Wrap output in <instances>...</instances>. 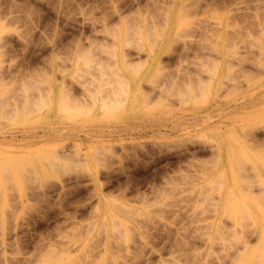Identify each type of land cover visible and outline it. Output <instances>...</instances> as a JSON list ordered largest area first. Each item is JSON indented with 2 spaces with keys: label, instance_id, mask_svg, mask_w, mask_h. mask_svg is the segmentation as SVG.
Wrapping results in <instances>:
<instances>
[{
  "label": "rangeland",
  "instance_id": "rangeland-1",
  "mask_svg": "<svg viewBox=\"0 0 264 264\" xmlns=\"http://www.w3.org/2000/svg\"><path fill=\"white\" fill-rule=\"evenodd\" d=\"M169 1L0 0V140L5 141H0V154L23 160L20 164L11 161L12 166L15 163L18 167L15 173L21 183L12 177L13 169L12 176L9 174L12 179L7 177L12 172L10 168L2 171L5 178L1 175L0 247L10 259L9 264H264V254L260 256V250L258 253L255 249L259 244L255 232L246 234L249 244L243 249L241 240L246 238V229L255 230L250 226L253 219L240 210H232L229 197H233V192L227 193L228 187L223 179L220 185L218 176L221 153L210 148L220 137L230 139L234 161L230 160L232 163L229 161L230 166L224 171L231 174L232 190L245 193L244 186L255 179L242 176L251 168L258 171L257 167L264 165V139L254 146L249 141L254 133H264V105L246 104L206 126H197L192 119L216 107L248 102L262 93L264 0ZM173 4L176 9L182 8L185 18L161 47L165 37L156 36L161 19L158 16ZM147 48L159 55L161 66L149 68L133 82L131 97L124 98L126 111L122 106L117 108L119 111L95 110L90 100L92 110L79 116L73 114L74 118L71 114L72 117L66 114L63 118L54 114L55 118L48 110H34V105V112L27 115L32 109L26 103L38 100L42 90L46 93L49 89L52 97L67 98L70 103L88 97L90 91L98 93L96 86L100 83L110 86L105 82L110 75L114 78L110 81L115 80L116 73L108 70L123 66L129 58L132 64L139 63L146 58ZM109 63L111 69H106ZM100 64L106 69L102 74L104 67ZM41 84L45 86L42 88ZM6 104H13L15 111ZM15 108L20 109L19 113ZM46 123L66 130L61 129L60 136L39 140L26 142L18 136L19 140L8 141L11 131L20 134ZM161 124L171 128L152 130ZM122 145L129 148L130 155L125 154ZM78 149L88 157V162H83L88 164L84 165L94 168L96 163L100 168L96 182L83 168L86 166L73 162ZM63 151L69 158L60 159L61 162L57 157ZM54 160L59 163L58 169ZM46 161L54 166L45 167ZM24 162L25 166H34L31 172L28 168L29 173L37 171L34 177L39 173L42 178L38 174V179L29 178L28 182V173L24 174L27 168L21 169ZM77 170L83 171L81 177L75 176ZM105 174L110 175L109 179ZM30 179L35 190L30 187ZM15 180L21 184L19 188ZM97 184H101L99 188ZM262 191L256 194L261 209L256 212H261L263 221L258 219L264 223ZM225 192L230 194L225 195L229 200L224 198ZM100 194L104 198L100 199ZM225 203L228 209H224ZM96 205L102 206V216L93 213ZM253 248L254 253L250 250ZM236 250L239 256L232 260L229 255L238 253ZM63 252L69 256H63ZM0 264L4 263L0 260Z\"/></svg>",
  "mask_w": 264,
  "mask_h": 264
},
{
  "label": "bare ground",
  "instance_id": "bare-ground-1",
  "mask_svg": "<svg viewBox=\"0 0 264 264\" xmlns=\"http://www.w3.org/2000/svg\"><path fill=\"white\" fill-rule=\"evenodd\" d=\"M171 1V0H170ZM169 1V2H170ZM208 1V0H207ZM249 2V1H248ZM2 3V2H1ZM205 3H207V2H205ZM241 3H243V2H241ZM202 4V3H201ZM210 4V3H209ZM171 5V4H170ZM170 5L167 3V6H169L170 7ZM206 5V4H205ZM212 6H213V4H212ZM169 7L168 8H164L163 10H164V12L163 11H161V12H163L162 14L160 13V16H158V17H160L161 19H160V21L159 22H157V25L158 26H156V27H158L157 28V34H156V36L158 35L159 37L160 36H162L163 35V37H165V40H164V43L161 45V47H163V45L165 44V42L167 41V40H170V38H171V36L177 31V30H179V26H180V24L184 21L183 19L185 18L184 16H182L183 14L182 13H184L183 12V10H181L182 8H177L176 9V7L174 6V4H173V6L169 9ZM175 7V8H174ZM214 7V6H213ZM222 7V6H221ZM243 7V6H242ZM212 8V7H211ZM262 8V7H261ZM10 9V8H9ZM210 10V9H209ZM237 10V9H236ZM182 11V12H181ZM212 11V10H211ZM260 11H261V9H260ZM204 12V11H203ZM213 12V11H212ZM216 13V12H215ZM242 13V12H241ZM185 15V14H184ZM256 15V14H255ZM258 15V14H257ZM157 17V18H158ZM248 17V16H247ZM254 19V18H253ZM257 19V18H256ZM255 19V20H256ZM243 20V19H242ZM249 20V19H248ZM247 20V21H248ZM255 20H253V21H255ZM260 20V19H259ZM263 20V19H262ZM257 23V22H256ZM154 24V23H153ZM247 24V23H246ZM254 24V23H253ZM252 24V25H253ZM258 24H260V22L258 23ZM258 24H257V27H260V26H258ZM261 24H262V22H261ZM243 25V24H242ZM240 26V25H239ZM255 26V25H254ZM152 27V26H151ZM155 27V28H156ZM140 28V27H139ZM214 28V27H213ZM242 28V27H241ZM249 28V27H248ZM262 28V27H261ZM153 29V28H152ZM138 30V29H137ZM253 30H254V28H253ZM259 30V29H258ZM257 30V31H258ZM135 32H136V29L134 30ZM133 31V32H134ZM207 31V30H206ZM209 31V30H208ZM263 31H264V29H263ZM155 32H156V30H155ZM205 32V31H204ZM215 32V31H214ZM149 33V32H148ZM207 33V32H206ZM127 34V33H126ZM130 34V33H129ZM203 34V33H202ZM240 34V33H239ZM247 34V33H246ZM252 34V33H251ZM134 35H135V33H134ZM138 35V34H137ZM141 35V34H140ZM150 35H152V34H150ZM254 35V34H253ZM154 36V35H153ZM157 36V37H158ZM263 36V35H262ZM136 37V36H135ZM155 37V36H154ZM138 39H139V37H138ZM136 40H137V38H136ZM253 40V39H252ZM262 40V39H261ZM138 43H139V41H138ZM137 43V44H138ZM141 43V42H140ZM183 43V42H182ZM185 43H187V42H185ZM184 43V44H185ZM262 43V42H261ZM136 46H137V44H136V42L134 43ZM186 45H188V44H186ZM255 45V44H254ZM140 46V45H139ZM141 46H142V44H141ZM182 46V45H181ZM150 47H151V45H150ZM153 47V46H152ZM151 47V48H152ZM185 47V46H184ZM183 47V48H184ZM139 48V47H138ZM137 48V49H138ZM143 48V47H142ZM181 48V47H180ZM200 48H202V47H200ZM148 50H146L147 52H146V58H143V60L142 61H138L139 63H137V64H132V60H131V58H129V59H126L125 60V63L126 64H122L123 66H118V65H115V67H114V69L112 68H110L111 67V65H110V63L108 64L109 66H106L107 68L106 69H111V70H108L110 73H111V71H112V73H116V75L114 76L115 77V80L114 81H110L111 79L110 78H113L112 77V75H110V73L109 74H107V75H110L108 78L109 79H107L105 82L106 83H109V85L111 86H108V87H105V85H104V79H106L107 78V75H106V77L103 79L102 78V76H100L99 77V81H100V79H101V82H102V80H103V85H104V87H103V85L100 83V85H98V86H96V88L98 89V90H96V91H99L98 93H94V94H90L91 93V91H90V93H87L88 94V97L86 96V98H83V99H81V97H80V100H76V101H74V102H72V100H71V102L72 103H70L69 101L70 100H66V99H63V98H59L57 95L56 96H54V97H52V95L50 94L51 92H49V89H47L46 90V88H45V90H46V93H45V91L44 90H42L43 92H41V94H40V96H39V98H37L38 100H34V101H32V100H29L28 101V99H27V97L29 98V96H28V94H26L27 95V97H26V101L25 102H27L28 101V103H26V105L29 107V109H32V110H30L29 112H30V115L29 114H27L28 116H31V112H34L33 111V108L34 107H36V109L37 108H40V110H44V111H46V110H48L49 111V113H52L53 115L55 114V115H57V117H60L61 118V116H62V118L63 117H65V115L66 114H68V115H73V114H78L77 116H79V113L81 114V115H83L82 113L84 112V114H86L87 112H90L91 110H92V108L90 107L89 108V105L91 106V104L89 103V101L91 100V101H93V105L92 106H94V109L95 110H97L96 108H98L99 110H102V111H110V110H112L113 109V111L114 110H116V111H119V110H117V108H119L120 106H122L123 107V110H125L126 111V109L124 108L125 106H123L124 104H126L125 103V99H126V97H131V95H132V91L130 90V89H132V87H131V85H133V82L136 80V79H139V77L140 76H144V74L145 73H147V71L149 70V68H151V67H153V66H157V67H159V66H161V61H160V59H159V55H156V53L154 52V50H152V49H150V48H147ZM188 49V48H187ZM139 50V49H138ZM183 50H185V49H183ZM202 50V49H201ZM109 51V50H108ZM107 51V52H108ZM104 52V51H103ZM138 52H140V50L139 51H137V53ZM183 52V51H182ZM201 52V51H200ZM199 52V53H200ZM102 53V52H101ZM186 53V52H185ZM107 54V53H106ZM112 54V53H111ZM140 54V53H139ZM182 54V53H181ZM124 55H125V53H124ZM138 55V54H137ZM98 56H100V55H98ZM97 56V57H98ZM126 57H127V55H125ZM109 59V58H108ZM134 60V59H133ZM152 60H154L155 62L153 63V61ZM173 61V60H172ZM98 62V61H97ZM163 62V61H162ZM155 64V65H154ZM101 66L103 65V64H100ZM113 65V64H112ZM126 65V66H125ZM159 65V66H158ZM100 66V68H102V67H104L102 70H104V71H102L101 72V74L103 73V72H105L106 71V69H105V66L103 65L102 67ZM164 66V65H163ZM162 66V67H163ZM92 67H94V66H92ZM113 67V66H112ZM121 67L124 69L123 70V72H122V70H121ZM156 67V68H157ZM28 68V67H27ZM99 68V67H98ZM99 68V69H100ZM101 70V69H100ZM200 70V69H199ZM11 71V70H10ZM253 71V70H252ZM12 72V71H11ZM25 72V71H24ZM27 72H29V71H27ZM100 72V71H99ZM193 73H195V72H193ZM200 73V72H199ZM100 74V75H101ZM196 74V73H195ZM118 75V76H117ZM201 75V74H200ZM199 75V76H200ZM116 76H117V78H116ZM195 76V75H194ZM198 76V77H199ZM22 77V76H21ZM203 77V76H202ZM25 78V77H24ZM98 78V77H97ZM191 78V77H190ZM195 78V77H194ZM1 79V78H0ZM39 79V78H38ZM91 79V78H90ZM114 79V78H113ZM197 79V78H196ZM199 79V78H198ZM4 80V79H3ZM183 80V79H182ZM96 81V80H95ZM98 81V80H97ZM96 81V82H97ZM193 81V80H192ZM202 81H203V79H202ZM16 82V81H15ZM29 82V81H28ZM94 82V81H93ZM114 82H117L116 84L117 85H113V83ZM204 82V81H203ZM76 83V82H75ZM95 83V82H94ZM179 83V82H178ZM30 84V83H29ZM63 84V83H62ZM61 84V85H62ZM97 84H98V82H97ZM175 84H176V82H175ZM194 84V83H193ZM197 84H200V81H199V83H197ZM33 85H34V83H33ZM33 85H32V88H33ZM42 85V88L45 86H43V84H41ZM87 85V84H86ZM101 85H102V87H101ZM113 85V86H112ZM190 85V84H189ZM30 86V85H29ZM93 86V85H92ZM181 86V85H180ZM35 87H37V85H35ZM75 87V86H74ZM87 87V86H86ZM151 87H152V84H151ZM191 87V86H190ZM38 88L40 89V91H41V87L40 86H38ZM38 88H35V89H37V91H38ZM48 88H50V87H48ZM194 88V87H193ZM263 88V87H262ZM31 89V88H30ZM53 89V88H52ZM51 89V90H52ZM65 89V88H64ZM67 89V88H66ZM257 89H259V88H257ZM90 90V89H89ZM143 90H145V89H143ZM172 90V89H171ZM178 90V89H177ZM191 90H193V89H191ZM33 91V90H32ZM31 91V92H32ZM36 91V92H37ZM40 91H39V93H40ZM56 91H58V90H56ZM59 91H60V89H59ZM58 91V92H59ZM93 91V90H92ZM95 91V92H96ZM173 91V90H172ZM176 91V90H175ZM194 91V90H193ZM28 92V91H27ZM27 92H25V93H27ZM30 92V93H31ZM33 92H35V91H33ZM33 92H32V94H33ZM61 92V91H60ZM62 92H63V89H62ZM61 92V93H62ZM89 92V91H88ZM177 92V91H176ZM178 92H179V90H178ZM85 93V92H84ZM151 93V92H150ZM13 94V93H12ZM19 94V93H18ZM44 94V95H43ZM103 94H104V96H103ZM156 94V93H155ZM31 95V94H30ZM39 95V94H38ZM82 95V94H81ZM90 95H92V96H90ZM145 95V94H144ZM36 96V95H35ZM69 96V95H68ZM67 96V97H68ZM85 96H83V97H85ZM143 96V95H142ZM156 96V95H155ZM15 97V96H14ZM32 97V96H31ZM251 97V96H250ZM17 98H19L18 96H17ZM65 98V97H64ZM125 98V99H124ZM148 98V97H147ZM11 99H12V97H11ZM14 99V98H13ZM16 99V98H15ZM31 99V98H30ZM71 99V98H70ZM247 99V98H246ZM8 100H10V99H8ZM17 100V99H16ZM39 100H41V101H39ZM124 100V101H123ZM2 101V100H1ZM0 101V102H1ZM13 101V100H12ZM40 103H39V102ZM147 101V100H146ZM240 101V100H239ZM264 88H263V90H262V93H260V96L257 94V97H255V98H252V99H250L248 102H245V101H242L241 103H239V102H237L236 101V103H234V104H230V105H228L227 107H216L215 109H212L211 111H208V112H206V114L205 115H201V116H197L196 115V117H193L192 119L194 120V124H196L197 126L198 125H200V126H206V125H208V124H210L209 122H213V121H215V120H217L218 118H221L224 114H230V113H232L234 110H236L237 108H240V107H243L244 108V106H247L246 104H248V106L249 105H256V103H258V102H260V103H263V105H264ZM4 102V101H3ZM7 102V101H6ZM16 102V101H15ZM15 102H13L14 104H16ZM17 102H18V100H17ZM21 102H22V99H21ZM29 102H30V104H29ZM218 102V101H217ZM19 104H20V102H18ZM132 103V102H131ZM18 104V105H19ZM216 104V103H215ZM4 105V104H3ZM7 105V107L9 106V105H11L10 103H9V105L8 104H6ZM6 105H5V107H6ZM22 104H20V106H21ZM34 105V106H33ZM262 105V106H263ZM31 106V107H30ZM32 106H33V108H32ZM39 106V107H38ZM132 106V105H131ZM217 106V105H216ZM12 108H14L13 107V104H12V106H11ZM10 106H9V108H11ZM16 107V106H15ZM19 107V106H18ZM28 107L26 108V109H28ZM122 107H120L121 109H122ZM11 108V109H12ZM17 108V107H16ZM15 108V109H16ZM20 108V107H19ZM3 109V108H2ZM2 109H0V112H1V110ZM25 109V108H24ZM28 109V110H29ZM94 109H93V111H94ZM120 109V111H122ZM257 109V108H256ZM28 110H23V111H25V112H28ZM34 110H35V108H34ZM239 110V109H238ZM12 111H15L14 109H12ZM11 111V112H12ZM16 111H17V109H16ZM19 111H20V109H18V111H17V113H19ZM39 111V110H38ZM243 111V110H242ZM8 112V111H7ZM37 112V111H36ZM2 113H4L3 111H2ZM13 113V112H12ZM41 113V112H40ZM15 114H16V112H15ZM25 114V113H24ZM203 114V113H202ZM9 115H11V114H9ZM13 116H14V114H12ZM11 115V116H12ZM26 115V116H27ZM54 115V117L56 118V116ZM64 115V116H63ZM70 115V116H71ZM232 115H234V114H232ZM231 115V116H232ZM26 116H24V117H26ZM203 116H205V117H203ZM230 116V115H229ZM16 117V116H15ZM36 117V116H35ZM48 117V116H47ZM72 117V116H71ZM75 116L73 115V117L72 118H74ZM182 117H184V116H182ZM7 118H8V115H7ZM199 118V119H198ZM223 118V117H222ZM229 118V117H228ZM22 119H23V117H22ZM53 119V118H52ZM213 119H215V120H213ZM225 119H227L226 117H225ZM183 120V119H182ZM188 119H186L185 118V122L187 121ZM192 121V120H191ZM223 122V121H222ZM187 123V122H186ZM191 124H193V123H191ZM177 125V124H176ZM173 126V125H172ZM175 126V125H174ZM102 127V126H101ZM169 126L168 125H166V124H161V125H159V126H157L156 128L155 127H153L152 128V130H155V131H161V129H167ZM178 127V126H177ZM184 127V126H183ZM103 128V127H102ZM109 128V127H108ZM115 128V127H114ZM125 128V127H124ZM161 128V129H160ZM169 128H171V127H169ZM176 128V127H175ZM61 129H63V130H66V127H63V126H53V125H51L50 123L49 124H45L44 126H42V127H40V128H38V129H31V131H29V129L28 130H26V131H22L20 134H17V132H15V131H11L10 133H9V138H8V141H10V142H14V141H16L17 139L19 140L20 138L18 137V136H21V139L22 140H26V142L27 141H33V140H35L36 138H37V140H39V139H43V138H46V137H51V136H60V134H62V130ZM93 129V128H92ZM95 129V128H94ZM103 129H105V128H103ZM110 129V128H109ZM116 129V128H115ZM128 129V128H127ZM105 131V130H104ZM252 134V133H251ZM225 135V134H224ZM223 135V136H224ZM230 135V134H229ZM222 136V137H223ZM232 136V135H231ZM230 136V137H231ZM228 137V136H227ZM226 136H225V138H227ZM229 137V138H230ZM53 138V137H52ZM3 139V138H2ZM5 139V138H4ZM210 139V138H209ZM219 139H221V140H219ZM219 139H217V141L215 142L214 140V142L215 143H213V144H210V148H212V150L214 151V152H216V153H221L220 154V156L218 155V160L219 161H217V162H220V163H222V168L220 169V171H223V172H218V173H221V174H219L218 176L220 177V179H219V181H220V185H221V182H222V180L221 179H223L224 180V184L228 187V189H227V193H231V192H233V193H231V195L233 194V197L231 196V197H229L230 196V194L228 195L226 192V194H224V198H226V200H229V198H230V201H232V205H231V207H232V210L234 209V210H240L241 212H243L246 216H248L249 218H252L253 219V221L250 223V221H249V223L251 224L250 226H254L253 228L255 229L254 231H252L251 230V228H249V229H246L247 230V232L245 233V232H243V233H245V237L247 236V237H249L248 235H246V234H249V232L252 234L253 232H255V234H257V236H258V246L257 247H255V249L257 250V252L258 253H260V256H262L261 254H264L263 253V251H264V223L262 222L263 220V218L261 219V209H260V206H259V204L256 202V199H258V197L256 198V194L258 195V193H259V191L261 192L262 191V189L264 190V168H263V166L264 165H261V168L259 167H257V169H258V171L257 170H255V169H250V173L252 172V174H250L249 172H246V174L244 175V176H242V177H244L245 179L247 178L248 180H249V177L251 178V176L252 177H254V179H255V181L253 180V181H246L247 182V186H244V190L246 191L245 193L244 192H242V191H240V190H232V184L234 183L233 181H232V178H230V176H231V174L230 173H227V172H225L224 170H226V168L228 169V167L227 166H230L229 165V163L231 162L232 163V161H234L233 160V158H234V156L231 154V151H232V148L233 147H231V145H232V143L230 142V139H223V138H219ZM233 139V138H232ZM263 139H264V133H262V134H259V135H256L255 133L253 134V136H252V138H250V140L249 141H251L250 142V144H253V146L257 143V144H259V142L260 141H263ZM5 140H7V139H5ZM187 140H191V138H189L188 137V139ZM1 141V140H0ZM175 141V140H174ZM212 141V142H213ZM1 142H5L4 140L3 141H1ZM190 142H192V141H190ZM132 143V142H131ZM194 143V142H193ZM210 143V142H209ZM208 143V144H209ZM264 143V142H263ZM144 144V143H143ZM191 144V143H190ZM137 146H138V144H136ZM141 145V144H140ZM140 145L138 146V147H140ZM235 146V145H234ZM259 146V145H258ZM258 146H256V147H258ZM261 146V145H260ZM135 147V146H134ZM132 148V147H131ZM140 148H142V147H140ZM145 148V147H144ZM209 148V147H208ZM235 148H236V146H235ZM122 149H123V151H125V154L127 153V154H129L130 155V153H129V148L127 149V147L126 146H123L122 145ZM141 150V149H140ZM152 150V149H151ZM209 150V149H208ZM69 151V150H68ZM109 151V153H111V150H108ZM67 152V151H66ZM64 153V151H63V155L61 154L60 156L58 155V159L60 160H64V161H66L65 159H68L69 157L67 156V155H72L71 153H73V152H70L69 154H67V153ZM106 152H107V150H106ZM115 152V151H114ZM149 152V151H148ZM148 152H146V153H148ZM152 152V151H151ZM150 152V153H151ZM157 152H159V154H160V150L158 151L157 150ZM163 152V151H162ZM212 152V151H211ZM211 152H210V154H211ZM74 153H75V151H74ZM135 153V152H134ZM107 154H108V152H107ZM111 154H113V152L111 153ZM126 154V155H127ZM152 154H155L154 152H152ZM215 154V153H214ZM151 155V154H150ZM213 155V154H212ZM211 155V156H212ZM25 155H23V157L22 158H25L24 157ZM29 156V155H28ZM27 156V157H28ZM111 156H113V155H111ZM214 156V155H213ZM242 156V155H241ZM27 157H26V159H27ZM29 157H31L32 158V156H29ZM28 157V158H29ZM114 157V156H113ZM135 157V156H134ZM136 157H137V155H136ZM233 157V158H232ZM17 158V159H16ZM16 158H15V156H3L2 154H0V170H1V172H0V186L2 187V178L3 177H1V175H2V173L4 172V171H8L9 170V168L11 169V171H12V169H13V171H14V173H13V171L12 172H10V173H8V175H7V177L9 178L10 176H12L13 178H17V180H18V182H19V179H18V176L19 175H17L16 173H15V169H17L18 167H16L17 165L15 164V163H13V166L11 165L12 164V162H14L13 160H15V162L16 161H19V164H20V162H21V160H18V157L16 156ZM20 158H21V156H20ZM44 158V157H43ZM56 157H54V159H55ZM231 158V159H230ZM30 159V158H29ZM29 159H28V162H27V160H25V162L26 163H29ZM86 159H88V157L86 156V154H85V152L82 150V149H78V150H76V154H75V158H73V162H75V164L76 165H82L83 164V162L84 161H87L88 162V160H86ZM92 159V158H91ZM90 159V160H91ZM119 159V158H118ZM179 159V158H178ZM237 159V158H236ZM37 160V159H36ZM49 160H50V158H49ZM51 160H53V159H51ZM60 160V161H61ZM133 160H135V159H133ZM180 160V159H179ZM214 160H216V159H214ZM230 160H232V161H230ZM12 161V162H11ZM23 161V160H22ZM56 161V162H55ZM63 161V162H64ZM107 161V160H106ZM106 161H104L103 163V166L105 167V168H107V164H105V162ZM127 161V160H126ZM230 161V162H229ZM10 162V163H9ZM25 162H24V166L26 165L25 164ZM30 162H31V159H30ZM50 162V161H49ZM52 162V161H51ZM62 162V161H61ZM71 163H72V160L70 161ZM69 162V163H70ZM95 161H93V163H94ZM210 162V161H209ZM216 162V161H215ZM240 162V161H239ZM4 163H8V165L7 164H5L4 165ZM32 163H33V160H32ZM44 163V162H43ZM47 161H46V164L44 165V164H42V166L44 165L45 167H52V165L54 164V163H57L58 165H57V169H58V166H59V163L57 162V160H54L52 163H49V165H47ZM64 163H67V162H64ZM68 163V164H69ZM86 163V162H85ZM84 163V164H85ZM90 163V162H89ZM92 163V164H93ZM111 163V162H110ZM2 164V165H1ZM10 164V165H9ZM16 166H15V165ZM51 164V165H50ZM83 164V166H86V167H83V168H85V169H87V172H88V175L89 176H91L90 178H92L93 180H94V182H96L97 181V173H99L98 171H99V169L100 168H97L98 166L96 165V163H94L95 164V166H94V168H91V166L90 165H84ZM86 164H88V163H86ZM91 164V165H92ZM137 164V163H136ZM21 165H23L22 163H21ZM55 165V164H54ZM53 165V166H54ZM60 165H61V163H60ZM67 165V164H66ZM70 165V164H69ZM23 166V167H24ZM32 166H33V164H32ZM31 166V164L29 165V167H28V165L27 166H25L24 168L22 167V166H20V167H22L21 169L23 170H25V168H27L25 171H24V174L26 173H28V176L25 174V176H27L28 177V182H29V178H31V179H34V180H36L35 178H37L38 179V176L39 177H41L42 176V174H37V176L36 177H34L36 174L35 173H37V171L36 170H34V171H36L35 173H33V175H32V173H29V172H31V169L33 168L34 169V166L32 167ZM36 166V165H35ZM63 166H65V165H63ZM32 167V168H31ZM37 167V166H36ZM41 167V166H40ZM71 167V166H70ZM78 167V166H77ZM212 167V166H211ZM30 169V171L28 172L27 170H29ZM65 168V167H64ZM81 168V167H80ZM109 168V167H108ZM111 168V167H110ZM231 168V167H230ZM36 169V168H35ZM37 169H40V168H37ZM41 169H42V167H41ZM51 169V168H50ZM66 169H68L67 167H66ZM72 169V168H71ZM78 169V168H77ZM114 169V168H113ZM124 169V168H123ZM245 169H247V168H245ZM4 170V171H3ZM43 170V169H42ZM41 170V171H42ZM61 170V169H60ZM59 170V171H60ZM64 170V169H63ZM82 170V169H81ZM81 170H77L78 172H76V177L78 178V177H81L82 176V173H83V171H81ZM118 170V169H117ZM122 170V169H121ZM125 170V169H124ZM252 170V171H251ZM3 171V172H2ZM27 171V172H26ZM40 171V170H39ZM56 171V170H55ZM65 171V170H64ZM108 171V170H107ZM115 171V170H114ZM113 171V172H114ZM123 171V170H122ZM5 172V173H6ZM17 172V171H16ZM43 174L45 175L46 174V172L43 170ZM11 173H13L12 175H11ZM60 173V172H59ZM74 173H75V171H74ZM109 173V172H108ZM4 174V173H3ZM9 174H10V176H9ZM71 174V173H70ZM100 174V173H99ZM162 174V173H161ZM43 175V176H44ZM49 174H46L45 176H48ZM2 176H4V175H2ZM84 176V175H83ZM109 176L110 175H108V174H105V177L106 178H108L109 179ZM115 176V175H114ZM117 176V175H116ZM197 177H198V175H196ZM239 176V175H238ZM6 177V175L4 176V178ZM26 177V178H27ZM76 177H75V179H76ZM103 177H104V175H103ZM202 177V176H201ZM201 177H199V178H201ZM217 176H215V178H216ZM233 177H235V176H233ZM240 177V176H239ZM241 177V178H242ZM11 178V177H10ZM42 178V177H41ZM111 178V177H110ZM12 179V178H11ZM30 179V187H32L33 188V186L35 187V184H33L34 183V181L32 182V180ZM128 179V178H127ZM184 179H185V177H184ZM5 180H7V178L5 179ZM17 180H15L16 181V183L18 184V182H17ZM46 180V179H45ZM153 180V179H152ZM214 180V179H213ZM9 181H11V180H9ZM9 181H7V183H6V185L8 184V182ZM14 181V180H13ZM12 181V182H13ZM27 181V180H26ZM38 181V180H37ZM211 181H212V179H211ZM120 182V181H119ZM216 182H218V180H216ZM215 181H213V185L215 186V183H216ZM240 182V181H239ZM19 183H21V182H19ZM38 183V182H37ZM37 183H36V186H37ZM55 183V182H54ZM62 183V182H61ZM110 183V182H109ZM206 183H208V182H206ZM241 183H242V181H241ZM11 184V183H10ZM14 184H15V182H14ZM120 184V183H119ZM210 184V183H209ZM223 184V183H222ZM21 185V184H20ZM19 184H18V187L17 188H19V186H20ZM33 185V186H32ZM44 185V184H43ZM46 185V184H45ZM54 185V184H53ZM101 185V184H100ZM100 185L99 184H97V188H99L100 187ZM212 185V184H211ZM240 185V184H239ZM244 185V184H243ZM242 185V186H243ZM12 186V185H11ZM14 186H16V184L14 185ZM48 186V185H47ZM49 186H51V185H49ZM119 186V185H118ZM117 186V187H118ZM216 186L218 187V183L216 184ZM215 186V187H216ZM234 186V185H233ZM255 186H259V188L257 189V188H255ZM29 187V186H28ZM43 187V186H42ZM41 187V188H42ZM53 187H55V186H53ZM52 187V188H53ZM78 187V186H77ZM76 187V188H77ZM120 187H121V185H120ZM49 188V187H48ZM47 188V189H48ZM119 188V187H118ZM219 188L221 189V186H219ZM219 188H218V190H219ZM230 188V189H229ZM34 189V188H33ZM122 189V188H121ZM20 190V189H19ZM29 190V189H28ZM32 190V189H31ZM35 190V189H34ZM75 190V189H74ZM77 190V189H76ZM4 191V190H3ZM37 191V190H36ZM40 191V190H39ZM152 191V190H151ZM220 191V190H219ZM135 192V191H134ZM263 192V191H262ZM41 194V193H40ZM39 194V195H40ZM45 195V194H44ZM227 197H229V198H227ZM263 196V195H262ZM103 196L100 194V199L102 198ZM104 198V197H103ZM211 198H213V197H211ZM145 199V198H144ZM225 200V201H226ZM259 200V199H258ZM257 200V201H258ZM109 201V200H108ZM224 201V202H225ZM261 203V202H260ZM223 206H224V204H223ZM264 207V206H263ZM225 208H227L228 209V207H226V203H225V206H224V209ZM229 208H230V206H229ZM231 210V209H230ZM256 210H260V211H258V212H256ZM91 211V210H90ZM89 211V212H90ZM236 211L234 212V215H236ZM240 211H238L237 213L238 214H241L240 213ZM83 212H85V209L84 208H82L81 209V214H83ZM95 212V214L97 213V214H100L101 216L103 215L102 213H103V209H102V206H100V205H96L95 207H94V211H93V213ZM259 212H260V214H259ZM263 212H264V210H263ZM80 213V212H79ZM110 213V212H109ZM108 213V214H109ZM242 213V214H243ZM231 215V214H230ZM237 216V215H236ZM239 216V215H238ZM242 216V215H241ZM231 217H233V216H231ZM258 217L262 220V221H260L259 219H258ZM104 218V217H103ZM240 218H243V217H240ZM251 219V220H252ZM113 220V219H112ZM241 221H242V219H241ZM243 222H246V221H243ZM239 223V222H238ZM231 224V223H230ZM240 224H241V222H240ZM243 224V223H242ZM242 224H241V226H242ZM245 224V223H244ZM249 225V224H248ZM246 226H247V223H246ZM248 228V227H247ZM245 229V228H244ZM244 231V230H243ZM238 233V232H237ZM241 233H242V231H241ZM250 235V234H249ZM236 236V235H235ZM241 236H244L243 234L241 235ZM243 238V240H241L242 238H240V240L242 241V246H243V249L245 250V249H247L248 248V244H249V239L248 238ZM237 238V237H236ZM239 238V237H238ZM5 248V247H4ZM67 248V247H66ZM69 248L70 247H68V250H69ZM72 248V247H71ZM255 249L253 248V249H250V250H254L253 251V253L255 252ZM5 250V249H4ZM61 250V249H60ZM63 250V249H62ZM72 250V249H71ZM259 250H260V252H259ZM63 251H65L66 253H68L67 251H66V249L65 250H63ZM239 250H236L235 252H238ZM250 252V251H249ZM7 253V252H6ZM64 253V252H63ZM155 253V252H154ZM251 253H252V251H251ZM253 253H252V255L250 256V257H252V256H254L253 255ZM239 252L238 253H234V254H232V256L231 255H229L230 257H231V259L232 260H234L235 258H237L239 255ZM68 255V254H67ZM67 255H65V253L63 254V256H65V257H67ZM236 255V256H235ZM248 255V254H247ZM256 255H258V257H260L259 256V254H255V257H257ZM69 256V255H68ZM161 258V257H160ZM247 258V257H246ZM264 258V257H263ZM0 260H1V262H3L4 264H9V261H10V259L8 260V258L6 257V255H5V253H4V251H3V249L0 247ZM148 260V259H147ZM261 260V259H260ZM264 260V259H263ZM162 261V260H161ZM230 261V260H229ZM246 261V260H245ZM152 263H154V262H152ZM159 263V262H158ZM263 263V262H262ZM131 264V263H130Z\"/></svg>",
  "mask_w": 264,
  "mask_h": 264
}]
</instances>
